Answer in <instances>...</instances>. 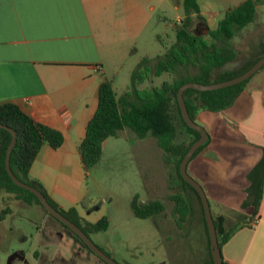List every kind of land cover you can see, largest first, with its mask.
Instances as JSON below:
<instances>
[{
    "label": "crops",
    "instance_id": "1",
    "mask_svg": "<svg viewBox=\"0 0 264 264\" xmlns=\"http://www.w3.org/2000/svg\"><path fill=\"white\" fill-rule=\"evenodd\" d=\"M170 1L0 0V102L15 103L35 122L62 135L56 149L41 144L28 176L58 207H74L85 222L104 215L88 200L77 152L96 107L98 85L111 80L114 92L122 60L137 51L135 41L153 16L182 7V0ZM263 101L255 78L229 107L200 110L194 118L208 141L187 161L186 172L203 189L212 216H222L230 226L243 223L220 246L222 264H264V183L257 214L251 217V206L241 207L249 184L246 174L264 147ZM0 200L24 203L10 193H1ZM26 205L38 211L36 204ZM197 236L201 248L196 253L185 245L169 250L152 246L147 264H207L204 234Z\"/></svg>",
    "mask_w": 264,
    "mask_h": 264
},
{
    "label": "rangeland",
    "instance_id": "2",
    "mask_svg": "<svg viewBox=\"0 0 264 264\" xmlns=\"http://www.w3.org/2000/svg\"><path fill=\"white\" fill-rule=\"evenodd\" d=\"M170 2L174 3L173 0ZM240 2L242 0H199L201 18L190 14L187 29L208 40V30L216 26L228 7ZM177 14L180 16L175 19ZM184 18L182 7L177 10L169 7L165 13L153 16L135 41L137 51L122 60L113 85L116 98L130 83L129 67L135 66L137 59L144 55L153 66L174 42V30ZM229 42L236 51L235 59L213 69V74L233 69L263 49L264 0L256 6L253 20L238 30ZM196 72L195 68L188 67L159 75L150 73L137 87L158 86L179 75L192 77ZM255 78L264 93V67L250 80ZM166 160L154 137L137 138L131 130L123 128L104 141L99 162L84 173L88 200L101 208L107 220L105 229L88 231L87 236L119 264H147L148 249L152 246L169 250L185 245L195 253L201 248L197 234H204V230L199 221L197 197L178 181ZM134 194H137L139 204L161 201L163 210L146 218L136 217L129 205ZM172 194L179 198L177 213L172 211ZM26 204L0 200V209L8 207L12 210V213H4L0 221V264H106L39 204H36L38 211ZM225 225L229 227L231 223Z\"/></svg>",
    "mask_w": 264,
    "mask_h": 264
},
{
    "label": "trees",
    "instance_id": "3",
    "mask_svg": "<svg viewBox=\"0 0 264 264\" xmlns=\"http://www.w3.org/2000/svg\"><path fill=\"white\" fill-rule=\"evenodd\" d=\"M261 2L262 0H243L236 6L227 8L222 17L218 19L216 26L208 30V40H205L202 36L187 29L190 14L201 18L196 0H182L185 18L181 25L174 30V42L166 49L162 57L155 61L153 66L149 65L147 58H141L136 69L130 74L129 85L118 98L114 95L111 80L104 79L99 83L95 110L86 122L83 138L77 144L81 167L85 173L99 162L104 141L108 137L114 136L118 130L127 128L137 138H144L147 135L154 137L156 145L167 157L166 162L173 170L175 177L182 185L189 187L197 197L207 250V264H213V262L210 257L208 234L201 203L195 190L182 179L178 170L183 154L191 142L199 136V133L188 127L183 121L176 100V89L187 81L208 84L231 78L248 69L264 55L263 47L260 52L243 61L239 66L213 74V69L235 59L236 51L229 39L253 20L256 6ZM188 67H193L197 71L192 77L179 75L171 81L161 82L158 86L137 87L150 73L159 75L165 71L174 72L176 68L185 69ZM263 67L264 64L259 69ZM254 74L237 84L217 89L205 91L193 88L185 89L182 92V98L190 119L194 121L196 113L200 110L217 112L229 107ZM0 123L13 129L16 134L9 156V166L17 179L40 190L52 207L75 223L85 234L88 231L95 232L107 227V220L104 216L89 223L78 216L74 207L67 209L58 207L41 184L37 180L29 178L28 169L41 144L45 142L53 149L61 145L62 135L59 131L35 122L11 101L0 102ZM9 140V132L0 128V194L10 193L17 200L41 206L30 191L15 185L4 169V154ZM207 141L208 136L193 152L190 159L202 149ZM246 178L249 184L245 189L246 196L241 207L251 206L250 216L252 217L257 214L262 195L264 147H262L259 160L247 172ZM170 197L173 200L172 211L177 213L180 209L179 198L176 194H172ZM129 205L133 214L138 218H146L163 210V203L159 200H149L139 204L137 194L131 197ZM42 209L46 212L43 207ZM6 212L7 208L1 209L0 218ZM212 220L219 248L237 227L243 225L240 223L226 227L222 216H212ZM80 223L83 224L80 225ZM63 226L69 230L65 225ZM73 235L76 236L74 233ZM80 242L84 245L81 240ZM85 248L87 247L85 246Z\"/></svg>",
    "mask_w": 264,
    "mask_h": 264
},
{
    "label": "water",
    "instance_id": "4",
    "mask_svg": "<svg viewBox=\"0 0 264 264\" xmlns=\"http://www.w3.org/2000/svg\"><path fill=\"white\" fill-rule=\"evenodd\" d=\"M264 64V55L258 58L248 69L243 71L242 73L233 76L231 78L221 80L218 82H212L208 84H202L199 82H193V81H187L183 84H181L177 89H176V100L178 104V108L181 114V117L185 124L192 128L193 130L197 131L199 133V136L191 142V144L188 146L187 150L183 154L178 170L180 173V176L182 179L190 186L192 187L195 192L197 193L201 207H202V212L204 216V221L207 229V234H208V241H209V252H210V257L212 259L213 264H222L221 257H220V249L217 244V239H216V234H215V228L212 220V215L209 210V205L207 198L205 196V193L203 189L201 188L200 184L194 180L191 176H189L186 172V163L190 159L191 155L193 152L206 140L207 138V133L205 129L197 124L195 121L191 120L184 102L182 98V92L187 89V88H193L196 90L200 91H205V90H212V89H217L233 84H237L247 78H249L252 74H254L262 65ZM0 128H3L7 130L10 134V140L8 142V145L5 150L4 154V169L11 179V181L17 185L20 186L28 191H30L38 200V202L41 204V206L44 208L46 213L49 215L53 216L56 218L58 221H60L63 225H65L72 233H74L83 243L84 245L98 258H100L102 261H104L106 264H119L116 261H114L110 256L105 254L102 250H100L92 241L91 239L85 234L75 223L67 219L65 216H63L59 210L56 208L52 207L44 197V195L41 193L40 190L35 188L34 186H31L29 184H26L22 182L21 180L17 179L15 175L12 173L10 166H9V156L11 149L14 145L16 134L13 129L10 127L3 125L0 123Z\"/></svg>",
    "mask_w": 264,
    "mask_h": 264
},
{
    "label": "built area",
    "instance_id": "5",
    "mask_svg": "<svg viewBox=\"0 0 264 264\" xmlns=\"http://www.w3.org/2000/svg\"><path fill=\"white\" fill-rule=\"evenodd\" d=\"M256 221H257V219L256 218H254L251 222H250V224L251 225H253V224H255L256 223Z\"/></svg>",
    "mask_w": 264,
    "mask_h": 264
}]
</instances>
